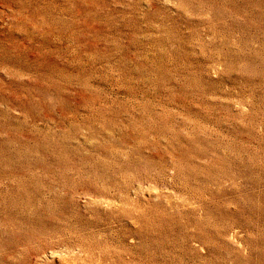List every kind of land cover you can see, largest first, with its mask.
Masks as SVG:
<instances>
[{
    "label": "rangeland",
    "instance_id": "obj_1",
    "mask_svg": "<svg viewBox=\"0 0 264 264\" xmlns=\"http://www.w3.org/2000/svg\"><path fill=\"white\" fill-rule=\"evenodd\" d=\"M0 264H264V0H0Z\"/></svg>",
    "mask_w": 264,
    "mask_h": 264
}]
</instances>
